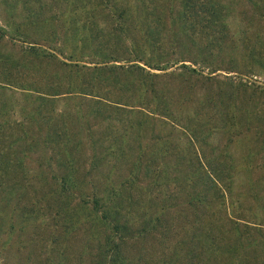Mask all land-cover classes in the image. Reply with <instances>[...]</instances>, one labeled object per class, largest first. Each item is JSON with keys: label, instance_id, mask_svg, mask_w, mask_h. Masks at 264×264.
Segmentation results:
<instances>
[{"label": "rangeland", "instance_id": "1", "mask_svg": "<svg viewBox=\"0 0 264 264\" xmlns=\"http://www.w3.org/2000/svg\"><path fill=\"white\" fill-rule=\"evenodd\" d=\"M55 1L40 0V3L48 6ZM11 4V0H0V150L16 157L14 163L9 165L13 157L6 162L8 168L0 187V264H264V154L260 151L264 147V133L259 135L256 129L260 124L257 122H264V92L261 91L264 88V50L258 49V62L253 60L255 52L243 56L242 60L235 54L237 71H240L239 63L254 61L249 66V74L218 70L212 73L215 74L212 90L204 89L198 82L188 87L191 89L185 88L177 78L158 84L160 89L163 87L159 93L165 96L167 91L171 95L166 98L169 109L179 114L185 107L190 112L194 104L200 107L201 117L207 110L206 104H211L210 108L216 112L217 120L210 119L206 124L212 130H202L201 160L211 167L209 175L218 179L216 185L224 188L227 183L229 190L224 191L227 197L222 203L198 204L203 195L210 198L207 188L210 183L201 173L204 166L199 168L196 163L193 148L190 151L187 144H173L167 152H157L158 146L143 136L148 134V127L143 125L125 128L123 142H114L110 135L120 133L122 123L108 120L115 116L113 113L100 112V115L85 106L80 113H75L72 105L78 97L75 95H79L77 88L84 79L82 76L97 75L99 68L95 66L100 64L84 62L88 59L86 53L78 61L87 67L82 68L83 74L76 77L73 72L69 73L64 64L69 60L56 50L59 47L56 39L54 41L56 24L53 28L27 30L30 35L27 39L32 42L11 38L8 34L11 23L19 20L18 15L24 12L21 4H17L16 9H11ZM238 5L236 12L242 10L246 15L244 20L236 15L234 28L245 27L251 45L260 37L264 41V19L244 25L245 20H250L252 10L242 3ZM30 45L36 49H29ZM227 59L228 56L222 55L213 62L226 65ZM113 77H117L120 86L127 84L122 82L120 74ZM123 77L128 79L126 75ZM240 78L257 89L239 91L235 97H229V91L224 90L226 81L231 87L238 85ZM112 92L108 95L111 100L121 99L120 102L129 105L138 103V95L130 89L120 96ZM176 92L183 98H174ZM39 96L46 99L47 113L72 131V142L82 141L78 139L77 125L82 123L81 116L86 110L84 118L88 123L105 114L110 116L102 123H114L104 129L109 135L100 143L101 147L93 145L90 150L99 154V150L107 149L104 162L96 171L89 174L90 169L84 163V158L90 154L86 141L81 143V155L70 153L75 161L79 159L80 168L76 177L79 190L74 195L57 197L55 192L48 193L53 175L48 170L38 173V144L26 149L21 140L11 145L7 140L9 133L19 139L24 134L15 123L27 116L28 111L34 119H40L39 113L31 110L39 102L36 98ZM206 98L210 100L206 102ZM177 101H181L180 104ZM231 102L235 110L245 112L249 120L242 124L233 121L227 128L220 119L231 113L223 114L220 110H223L222 105ZM258 102L260 106L256 109L253 104L258 106ZM3 112L10 115L11 120L17 119L6 124L14 130L6 129ZM32 130L37 142L41 141L44 130H39V126ZM22 150L28 151V157ZM46 154L52 156L53 153ZM139 158L143 160L139 162ZM133 159L140 166L129 169ZM11 166L15 167L9 168ZM223 178L226 181L221 184ZM78 194L85 202L82 205H78ZM93 196L103 199L110 207L111 216L92 209ZM114 211L122 218L119 224L126 225L118 231L120 238L109 237V223L93 218L97 212L98 217L106 215L111 220ZM238 217L244 219L236 220L238 227L247 231L239 236L232 233L228 221Z\"/></svg>", "mask_w": 264, "mask_h": 264}, {"label": "trees", "instance_id": "2", "mask_svg": "<svg viewBox=\"0 0 264 264\" xmlns=\"http://www.w3.org/2000/svg\"><path fill=\"white\" fill-rule=\"evenodd\" d=\"M11 3V9H16L17 4H21L24 10L18 15L21 20L16 19L14 22L10 20L12 27L8 30V34L11 38L28 41L27 38L30 35L27 30L45 26L53 28L56 24L58 30L57 36L54 35V41L56 39L59 45L56 50L69 60L67 63L62 62L69 73L73 72L72 74L76 77L78 74H83L82 68L87 67L78 61H81L83 54L86 53L88 55L85 57L88 59L84 62L100 64L99 67L95 66L96 69L99 68L97 75L91 73L89 77L82 76L84 79L77 88L79 95H75L78 97L72 105L75 113H80L82 106L92 108L94 113L98 114L100 112L113 113L115 116L108 120L113 119L114 123H122L120 133L115 136L112 135L113 133L110 135L114 142H123L126 138L125 128L143 125L148 127V134H143V136L149 143L158 146L157 152L165 153L173 144H187L190 151L193 148L198 167L204 166L201 173L210 183L207 185L210 189L208 190L210 198L203 195L198 204L216 205L217 202L222 203V199L225 200L227 196L223 193L229 190L228 184L223 185L225 189L217 186L216 180L218 179L209 175L211 167H207L201 160V139H204L202 130H209L206 124L210 119L217 120L216 112L210 108L211 104H206L205 109L207 110H204L201 117L200 107L194 104L190 112L185 107L184 112L179 114L175 109H169L166 98H170L171 95H168L167 91L164 92L165 96L159 93L163 87L160 89L161 85L158 86V84L177 78L185 88L191 86L193 82H198L205 87L204 89L212 90L215 75L212 73L218 70L245 76L249 74L251 70L249 66L259 60L258 49L264 50V41L260 37V39H254L251 45L246 35L247 29L245 27L234 28L237 25L236 15H241L242 20L246 15L242 10L236 12L235 7L236 5L239 7L238 4L241 3L244 6L247 5L252 10V14L248 16L250 20H245L243 24L254 23L264 19V0H56L54 5L48 3V6L45 3L41 4L40 0H11ZM44 12L48 14L45 15ZM29 49L36 48L30 45ZM252 52L256 55L253 57V63H239L238 70L240 71L235 70L234 55L239 54L242 60L243 56L252 54ZM222 55L228 56L226 65L213 62L215 59H220ZM111 61L118 62V64L109 63ZM116 74H120L122 82L127 84L120 86L117 77H113ZM125 75L128 79L123 77ZM6 82L12 81L7 80ZM238 83L230 87L229 82L226 81L227 88L224 90L229 91V97H235L234 95H238L239 91L257 89L251 84L246 85L241 78ZM6 84L10 85V83ZM200 84L198 87L202 88ZM128 89L138 95L136 105L120 102L121 99L111 100L108 96L112 91L114 95L120 96ZM261 91L264 92V88ZM175 94L174 98H183L179 92ZM146 96L148 98H145ZM141 97L143 100H140ZM36 98L39 102L31 110L39 113L40 119H34V115L28 111L27 116H22L21 120L15 123L17 127L23 129L21 133L24 134L19 139L16 134L9 133L7 140L10 145L21 140L23 145H26V149L38 144V173L48 170L53 175L48 193L51 195V192H55L57 197L62 194L65 197L74 195V192L79 190L76 177L80 168L79 159L75 161L70 153L74 151L81 155L83 141L88 143L89 153L93 145L101 147L100 143L109 135L104 129L113 126L114 123L113 125H106V121L102 123L110 116L106 114L88 123L84 118L88 111L86 110L81 116L82 123L77 125L78 139L81 138L82 141L72 142V131L47 113L46 99L43 96ZM206 99V102L210 100ZM180 102L177 101L178 104ZM259 106L260 103L258 106L253 104L256 109ZM222 107L223 110L220 111L223 114L231 113L229 117L224 115L220 119L223 126L229 128L233 121L237 124L248 122L246 113H241L240 109L235 110L234 103L231 102ZM187 108H189V103ZM135 116L138 118L134 119ZM2 118L5 120L6 129H15L6 124H12L10 122L14 123L17 119L11 120V116L5 112ZM38 120H40L39 123ZM257 123H260L256 126L259 135L263 134L264 122ZM34 126L36 129L39 126V130L40 128L44 130L41 141L37 142L33 134L32 127ZM235 140H238V136ZM106 150V148L99 150V154L91 152L84 158V163L90 169L89 174L103 164ZM24 151L22 150V154L28 157V151ZM260 151L264 154V147L260 148ZM46 152L53 154L49 156ZM10 157L13 159L9 163L7 161ZM13 160H16V157L12 153L0 150V187L4 172L8 168H6V162L10 165L14 163ZM142 160L143 158H139V162ZM139 162L133 159L129 162V169L140 166ZM225 181L223 178L221 184ZM52 186H54L53 189ZM78 197L80 198L78 205L85 203L79 194ZM191 200L189 199L190 202ZM91 201L93 210L110 213V207L104 203L103 199L93 196ZM114 213V218L111 220L106 218V215L98 217L97 212L93 218L106 224L109 223V237L120 238L118 231L126 225L124 223L120 225L122 218L117 215L116 211ZM236 220L244 219L240 217L234 220L228 219L232 233L238 236L245 234L247 231L240 229ZM113 244L114 241L111 242V245Z\"/></svg>", "mask_w": 264, "mask_h": 264}]
</instances>
